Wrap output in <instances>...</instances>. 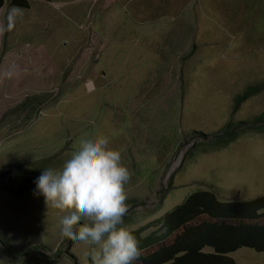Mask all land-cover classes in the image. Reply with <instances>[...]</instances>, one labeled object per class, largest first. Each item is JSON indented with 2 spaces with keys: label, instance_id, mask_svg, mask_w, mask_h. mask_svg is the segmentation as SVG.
Listing matches in <instances>:
<instances>
[{
  "label": "rangeland",
  "instance_id": "obj_1",
  "mask_svg": "<svg viewBox=\"0 0 264 264\" xmlns=\"http://www.w3.org/2000/svg\"><path fill=\"white\" fill-rule=\"evenodd\" d=\"M246 1L242 14L231 0H31L0 10V239H9L0 264H94L92 246L61 237L63 214L35 181L95 136L131 173L128 231L197 190L264 197V131L252 128L264 90L234 109L264 84L263 3L245 10ZM226 126L238 136L217 145ZM231 257L264 264L249 248Z\"/></svg>",
  "mask_w": 264,
  "mask_h": 264
},
{
  "label": "trees",
  "instance_id": "obj_2",
  "mask_svg": "<svg viewBox=\"0 0 264 264\" xmlns=\"http://www.w3.org/2000/svg\"><path fill=\"white\" fill-rule=\"evenodd\" d=\"M260 2L264 11V0H247L245 10L256 8ZM6 3L15 8H30V0H0V8ZM231 7L235 13L242 14L238 0H231ZM262 90L264 84L249 86L235 98L234 109ZM252 123L255 124L252 128L264 131V113ZM220 133L226 136L224 145H228L239 132L226 126ZM151 228L155 230L145 234ZM129 232L138 240L141 253L133 264H237L231 254L241 248L264 253V197L221 201L212 191L193 192L153 223ZM8 241V238L0 239L5 247ZM34 248L40 250L39 246ZM206 248L212 251L207 252ZM60 253L57 251L55 255Z\"/></svg>",
  "mask_w": 264,
  "mask_h": 264
},
{
  "label": "clouds",
  "instance_id": "obj_3",
  "mask_svg": "<svg viewBox=\"0 0 264 264\" xmlns=\"http://www.w3.org/2000/svg\"><path fill=\"white\" fill-rule=\"evenodd\" d=\"M215 137L217 145H224L226 136L219 132ZM109 144L106 136L82 140L61 168L44 169L35 181V193L44 197L47 208L63 214L62 238L92 246L94 264H133L141 254L138 240L120 226L128 212L125 185L131 173Z\"/></svg>",
  "mask_w": 264,
  "mask_h": 264
},
{
  "label": "crops",
  "instance_id": "obj_4",
  "mask_svg": "<svg viewBox=\"0 0 264 264\" xmlns=\"http://www.w3.org/2000/svg\"><path fill=\"white\" fill-rule=\"evenodd\" d=\"M32 190V189H31Z\"/></svg>",
  "mask_w": 264,
  "mask_h": 264
}]
</instances>
